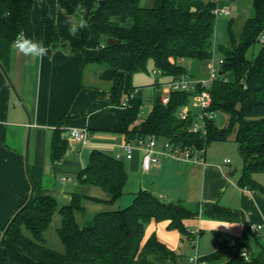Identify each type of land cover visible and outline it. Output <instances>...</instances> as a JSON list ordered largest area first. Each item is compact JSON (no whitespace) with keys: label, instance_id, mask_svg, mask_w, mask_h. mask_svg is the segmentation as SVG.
Segmentation results:
<instances>
[{"label":"trees","instance_id":"1","mask_svg":"<svg viewBox=\"0 0 264 264\" xmlns=\"http://www.w3.org/2000/svg\"><path fill=\"white\" fill-rule=\"evenodd\" d=\"M36 1L0 0V65L3 69L8 65L13 41L21 32L42 41L48 48L60 44L55 18L44 1L41 2L42 36H34L32 12ZM56 2L69 15H80L86 21V27L76 33L79 37L76 50H84L89 42L88 22L103 38L121 41L118 46L102 47L98 60L111 68L118 69L121 56L128 54L131 74L146 72L149 63L153 62L163 77L196 78L198 73H190L183 61L209 64L213 59L217 17L212 13L216 7L212 1H207L200 11L181 8L178 0H156L150 8L142 7V0ZM252 6L254 15L247 19L240 36L234 33V22H230L228 44L222 49L223 64L217 79L208 88L212 96L209 111L227 117L222 128L216 125L215 116L207 121V136L202 137L190 130L197 118V110H190L186 120L179 118V111L190 104L194 94L202 91L201 86L195 92L172 91L169 103L164 105L160 100V85L156 84L151 111L141 118L142 93L123 108L125 78L117 74L111 89V109L116 118L114 131L123 135L126 142L155 137L182 150H206L212 142H224L233 137L243 162L237 185L264 198V186L254 177L264 173V0H253ZM127 16L135 19L130 30L120 27ZM256 46L260 47L258 52L249 56ZM67 149L68 141L63 137V131L56 130L51 145L52 162L61 161ZM77 179L80 186L98 188L108 199L90 197L84 191L74 192L70 203L59 208L53 196H30L3 230L1 264H178L179 254L155 234L146 237L151 222H167L170 231H178L190 238L185 221L202 214L227 222L243 220L242 213L219 204H206L202 209L192 211L182 204H166L148 191L138 193L127 208L87 214L85 201L112 207L125 194L128 173L124 162L102 151L92 152ZM57 213L62 217L61 227L57 230L64 247L62 253L51 250L45 239V232ZM77 215L81 216V222ZM246 230L252 233L250 224H246ZM216 242L218 249L201 257L202 260L213 264H264V246L256 255L250 253L251 259L246 261L240 256V249L228 256L229 240L226 237L216 234ZM244 245H247L246 238Z\"/></svg>","mask_w":264,"mask_h":264},{"label":"crops","instance_id":"2","mask_svg":"<svg viewBox=\"0 0 264 264\" xmlns=\"http://www.w3.org/2000/svg\"><path fill=\"white\" fill-rule=\"evenodd\" d=\"M42 1L55 18L59 46L48 48L49 52L43 58L23 56L13 47L8 65L4 69L0 65V239L8 221L30 196L43 194L70 201L74 192L84 191L90 197L108 199L98 188L80 186L77 179L92 152L97 150L115 158L119 156L128 173L125 194L111 209L125 208L141 191L152 193L166 204L190 206L192 202L197 211L206 204H219L242 213L243 220L227 222L213 219L214 223H207L212 233L226 237L229 250L233 244L239 247L238 250L245 247L251 254L259 253L264 246V234L248 233L246 224L264 223V198L237 185L240 174L238 169L229 168L231 162L227 163L226 159L222 164L217 160L210 161L208 150H205L203 164L161 156L159 164L145 171L141 152L136 151L128 160L121 149L126 139L114 131L116 118L111 109V89L117 74L125 78L124 95L131 88H141L144 101L141 118L151 111L146 108L145 101L152 108L157 93L155 85L159 84L163 89L172 78H154L146 72L131 74L128 54L121 56L118 69L100 62L98 58L102 47L107 45V39L97 33L91 22L87 23L91 30L87 46L84 50H76L79 37L71 33L69 18L74 22L82 19L86 23L84 18L69 15L58 7L56 0ZM42 1L35 2L32 12L36 38L42 36ZM205 4L201 8H194L198 3L192 4V8L186 10L200 11ZM178 6L181 7L179 0ZM187 62L183 61L185 66ZM149 64L155 69L153 62ZM195 70L200 72V69ZM199 72L196 78L200 79ZM72 128H87L90 146L74 143L69 137ZM58 129L63 131L68 149L61 161L53 163L52 138ZM201 224L203 226L204 221ZM201 224L195 225L194 229L203 237L205 230L200 228ZM185 225L188 227L192 223L186 220ZM167 226V222H151L147 226L146 237L155 234L171 247L159 235ZM166 230L177 235V231ZM189 233L190 241L194 235L191 231ZM175 248L170 249L177 253ZM192 249L196 250V246ZM217 249L216 242L213 251ZM179 255L187 264L189 255ZM232 255L228 253V256Z\"/></svg>","mask_w":264,"mask_h":264},{"label":"rangeland","instance_id":"3","mask_svg":"<svg viewBox=\"0 0 264 264\" xmlns=\"http://www.w3.org/2000/svg\"><path fill=\"white\" fill-rule=\"evenodd\" d=\"M142 1H143L142 4L144 5L143 7L150 8L154 6L156 0H142ZM206 2L207 0H179V4L183 9L192 8V4H196V3H198V5H195L194 8H198V7L201 8ZM220 3L222 6H228L230 8L231 15L230 16H218L216 18L215 39H214L215 48H214L213 59H214V64L217 66L220 63V60L223 58L222 49L225 48L228 44V28H229L230 22L231 21L234 22V26H233L234 33L237 36H240L241 32L244 29V25L247 19L254 15V10L252 6L253 0H221ZM259 48H260L259 46H256L254 49H252L249 52V56H251L252 54H256ZM210 65H211L210 63L208 64L205 62H199L195 60L188 61L186 64L187 69L192 74L199 72V71H196L195 69H200V72H199L200 79L199 78H195V79L201 80V81H206L210 78ZM154 70L155 69H153L152 64H149L147 67L146 73H149L151 76L154 77V75H152ZM145 103H146V108L151 109V104L148 103V101H145ZM226 122H227L226 115L218 114L216 116V125L218 127L222 128L226 124ZM206 150H208V160L210 161L217 160L220 162V164H222L225 159L230 160L231 165L229 166V168L233 170L238 169V174H240L239 175V178H240L242 174L243 162H242V158L240 156L239 150H238V144L233 137L230 140L224 141V142H219V141L212 142L206 148ZM254 177L260 184L264 185V173L256 174L254 175ZM57 202H58L59 208H63L64 206L70 203V201H66L65 199L60 198V197L57 198ZM133 202H131L129 205H126L125 208L132 205ZM83 204L87 210V214H90V215L98 213V212L112 210L110 206L96 204L91 201H85ZM193 204L194 203L191 202L190 206L188 205H185V206L192 211H197L195 206L193 207ZM77 220L81 222L80 215H77ZM188 221H190L193 226L192 225L188 227L186 225L185 226L187 229H189L188 230L189 232L191 231L193 233L194 235L193 239L190 241H194V243L191 244L189 239L186 236L179 233L178 231L175 232L177 235L174 236L173 234L169 233L166 230L167 228H164V227L159 233L161 240L162 239L167 240V242H169V245H171V247L167 245L169 248L173 249L174 247H176L174 250H177V253L183 254L184 256L189 255L188 257L193 256L194 254H198L200 257H205L215 252L213 250L216 247V235L214 234V232L212 233L209 226H207V223L208 225L210 223H214L213 219L206 217L204 215H201L199 217L191 218ZM202 221H204L203 226L201 224ZM61 224H62V217L59 213H57L53 217V220L50 226L45 232V239H46L47 246L51 250L62 253L64 252V247L57 234V230L61 227ZM199 224H201L200 228H203L205 230V236L203 237H200L197 230L194 229L195 225L197 226ZM2 239H3V235L0 239V243ZM10 243L11 242L9 241L8 244ZM164 244L166 243L164 242ZM193 244L196 246V250L192 249L194 247ZM238 248L239 247L237 245L235 246L232 244L231 249L229 250L230 254L234 255L238 251ZM1 261H2V255L0 258V264H1ZM178 264H184V260L180 259L178 261Z\"/></svg>","mask_w":264,"mask_h":264},{"label":"built area","instance_id":"4","mask_svg":"<svg viewBox=\"0 0 264 264\" xmlns=\"http://www.w3.org/2000/svg\"><path fill=\"white\" fill-rule=\"evenodd\" d=\"M207 1L216 3V7L212 10V13L216 17L231 15L230 8L228 6H222L220 4L221 0ZM210 64V78L206 81L197 80L189 76H183L178 79L172 78V80L168 82L163 89L161 88V86L159 88V92L161 94L160 100L162 104L166 105L169 103L170 93L172 91L195 92L197 87L201 86L202 91L192 96L190 104L182 108L179 111L178 116L181 120H186L190 114V110H197V118L191 126L190 130L195 134L201 135L202 137L207 136V121L214 119L216 116L215 113L209 111L212 105V96L208 88L210 84L217 79L219 67L223 64V60H220L218 66L214 64V59L210 61ZM152 74L154 76H162L161 71L157 69H155ZM140 93V87L133 88L131 91L125 94V98L121 106L123 108L128 107L130 102L135 99ZM140 117H143V107L141 108ZM69 137L74 143L81 145L82 147L90 146L89 131L87 128H72L69 131ZM160 145L161 148H159ZM121 149L128 160H131L133 158L136 151L141 152L142 168L145 171H149L154 165L159 164L161 156H167L173 159H182L185 161L201 164L205 162V159L202 156L205 150H197L195 148L182 150L179 147H174L169 143V141L166 140L160 143V140L155 137L142 138L134 142H126L121 147ZM119 158L120 157L117 156V159ZM226 162L229 163L230 160H226ZM250 231L252 233L264 234V223L250 224ZM193 256L198 257L196 264H213L209 261L202 260L198 254H194ZM240 256L246 261H250L251 259V254L245 247H242L240 249ZM189 258L187 260V264H189Z\"/></svg>","mask_w":264,"mask_h":264},{"label":"clouds","instance_id":"5","mask_svg":"<svg viewBox=\"0 0 264 264\" xmlns=\"http://www.w3.org/2000/svg\"><path fill=\"white\" fill-rule=\"evenodd\" d=\"M10 14V13H9ZM72 24L71 33L75 35L80 29L86 27V23L81 19L79 22H74L73 18H69ZM135 25V19L132 16H127L120 23V27L130 30ZM13 47L18 53L23 56L32 58H43L49 52L48 47L42 41H36L27 37L24 33H19L13 41ZM198 257H190L189 264H196Z\"/></svg>","mask_w":264,"mask_h":264},{"label":"water","instance_id":"6","mask_svg":"<svg viewBox=\"0 0 264 264\" xmlns=\"http://www.w3.org/2000/svg\"><path fill=\"white\" fill-rule=\"evenodd\" d=\"M106 43H107V46L112 47V46H118V45H120L121 44V41L115 40V39H112V38H108ZM1 246H2V241L0 243V248H1Z\"/></svg>","mask_w":264,"mask_h":264}]
</instances>
